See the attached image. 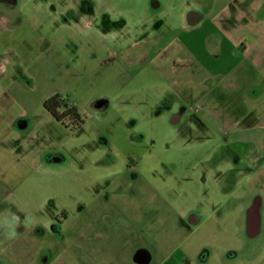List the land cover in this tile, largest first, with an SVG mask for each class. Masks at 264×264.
<instances>
[{"label": "rangeland", "instance_id": "obj_1", "mask_svg": "<svg viewBox=\"0 0 264 264\" xmlns=\"http://www.w3.org/2000/svg\"><path fill=\"white\" fill-rule=\"evenodd\" d=\"M228 1L0 6V205L29 211L31 227L65 212L69 245L56 244L48 230L35 239L37 251L53 244L49 264H138L129 258L135 234L151 254L148 264L179 251L189 264H250L264 252L262 111L252 130L222 132L213 114L152 82L150 71L134 75L172 61V42L191 28V11L258 19L254 0ZM56 94L75 103L79 126L46 112L44 101ZM255 195L263 199L262 232L249 238L242 216ZM28 221L21 218L20 228ZM90 236L106 249L76 258L91 247ZM9 254L0 264H20Z\"/></svg>", "mask_w": 264, "mask_h": 264}, {"label": "crops", "instance_id": "obj_2", "mask_svg": "<svg viewBox=\"0 0 264 264\" xmlns=\"http://www.w3.org/2000/svg\"><path fill=\"white\" fill-rule=\"evenodd\" d=\"M253 4L262 8L255 10L258 19L249 23L238 19L236 13H229V15L228 12L226 14L222 11L215 17L203 19L196 11L189 12L185 21L191 25V28L173 40L172 61L162 60L153 68L145 64L135 71L134 75L148 76L150 71L154 74L152 82L166 84L182 98L195 102L198 110L213 114L222 132L228 133L234 128H238L241 132L252 130L258 122L260 112L264 114V16L262 17L260 12L263 11L262 14H264V0H254ZM191 14H194L192 17L194 20L196 18L198 20L190 22L188 18ZM255 90L258 92L256 93ZM65 101L76 108L74 102ZM178 119V116H174L173 122ZM255 202L256 207L253 205ZM10 204L12 205V202ZM262 205L263 199L255 195L252 204L247 207L242 216L244 233L249 238L258 236L262 232ZM21 218L29 221L26 226L20 228ZM32 221L35 222V219L31 220L30 212L20 206L18 210L13 211V209L5 210L0 205V257L9 250L13 261L20 264H38L37 256L40 264H49L51 251L48 259L43 257V254L51 246L50 241L48 246L38 251L35 249L36 237L47 235L49 219L44 226L31 227ZM37 227L40 228L39 232H36ZM5 232L10 236L7 244L4 240ZM81 232H84L82 227L77 234L82 236ZM144 234L148 235L146 232ZM68 235H70L69 232ZM94 238L87 244L91 245L95 242L99 244L100 249H106L104 243ZM132 239L131 242L137 243L140 236L135 234ZM136 243L131 244L134 246L129 252L131 260L134 261L137 251L143 250L149 254L150 262L151 254L147 247ZM26 245L30 249H26ZM67 245L69 244L65 242L64 247ZM16 246L22 248L23 255L15 254ZM33 246L35 250L32 249ZM91 249L92 247L79 248L76 258L95 251ZM152 249L157 250L158 246L154 245ZM156 264L189 263L179 251L177 254L162 258ZM250 264H264V252L259 253Z\"/></svg>", "mask_w": 264, "mask_h": 264}, {"label": "flooded vegetation", "instance_id": "obj_3", "mask_svg": "<svg viewBox=\"0 0 264 264\" xmlns=\"http://www.w3.org/2000/svg\"><path fill=\"white\" fill-rule=\"evenodd\" d=\"M16 5L17 4L15 3V0H0V6L4 10H7V11L13 10L16 7ZM53 106H58V109L61 112H63L66 109V107H68L70 105L64 99H62V98H60L58 96L52 102V104H51L50 107H53ZM44 109L46 110V112L49 113V111L46 108H44ZM50 116L52 117L51 114H50ZM253 205L256 207L257 206V203L255 202ZM66 219H67V217H66L65 212L63 210H61L60 212H56V213L50 215V217H49V225H48V231L50 232L51 239L54 238V240L57 241L56 244L59 243V245H61L63 247H64L65 240H66V237H67L68 232H69L68 228L67 227H64V224H63ZM39 230H40V228L37 227L36 228V232H39ZM54 234H58L59 237L55 238L53 236ZM49 245H53V244L50 242ZM91 247H92L91 250H95V249L99 248V244H97L95 242L94 243L92 242L91 243ZM43 257H45L47 259L50 257V250L48 248H47V250H45V254H43ZM127 259H128V257H127Z\"/></svg>", "mask_w": 264, "mask_h": 264}, {"label": "trees", "instance_id": "obj_4", "mask_svg": "<svg viewBox=\"0 0 264 264\" xmlns=\"http://www.w3.org/2000/svg\"><path fill=\"white\" fill-rule=\"evenodd\" d=\"M58 97V95L51 96L44 103L43 106L46 108L52 117L58 121L63 122L64 119L72 120L76 126H79L82 123L81 115L78 113L77 109L74 106H68L66 109L61 112L58 109V106L50 107L52 102Z\"/></svg>", "mask_w": 264, "mask_h": 264}, {"label": "water", "instance_id": "obj_5", "mask_svg": "<svg viewBox=\"0 0 264 264\" xmlns=\"http://www.w3.org/2000/svg\"><path fill=\"white\" fill-rule=\"evenodd\" d=\"M192 17H194V14L189 16L188 19L190 20V22H195L196 20H198V18L194 20V18ZM149 260H150V256L146 251L139 250L134 255V261L139 264H147Z\"/></svg>", "mask_w": 264, "mask_h": 264}]
</instances>
